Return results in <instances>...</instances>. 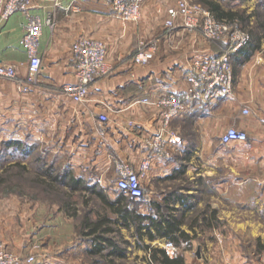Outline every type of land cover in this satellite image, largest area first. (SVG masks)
<instances>
[{"label":"crops","instance_id":"obj_1","mask_svg":"<svg viewBox=\"0 0 264 264\" xmlns=\"http://www.w3.org/2000/svg\"><path fill=\"white\" fill-rule=\"evenodd\" d=\"M176 1L143 0L139 20L124 22L113 15L112 0H31L30 13L43 21L38 48L42 66L27 91H21L16 81L0 77V147L7 151L2 156H12L13 141L34 143L57 162L64 159L88 187L96 184L110 200L115 199L109 182L115 179L116 161L138 169L146 156L145 138L161 123L162 110L142 100L183 91L190 66L216 53L197 33L167 30L166 9ZM243 4L249 11L256 5L254 0ZM25 20L20 11L0 20V63L15 64L21 79L27 76L21 44ZM80 36L106 45L111 71L91 84L85 101L76 103L62 88L76 82L71 45ZM151 39L159 40L154 58L135 64L132 56ZM244 108L248 114H243ZM98 113L108 117L101 128ZM261 118L264 37L238 68L229 96L194 103L170 122L173 131L187 127L192 135L180 136L183 147L155 158L142 179L146 198L141 199L140 212L149 214L150 203H160L169 219L180 223L188 243L174 244L185 264H264ZM230 126L244 130L247 141L223 146L220 136ZM19 156L27 164L28 155L19 152ZM58 208L26 195L0 200L2 244L23 258L33 255L46 264H71L65 263V257L79 248L71 245L76 236L73 225H79V220ZM133 238L145 253V245L162 248L169 241Z\"/></svg>","mask_w":264,"mask_h":264},{"label":"built area","instance_id":"obj_2","mask_svg":"<svg viewBox=\"0 0 264 264\" xmlns=\"http://www.w3.org/2000/svg\"><path fill=\"white\" fill-rule=\"evenodd\" d=\"M143 0H112L113 15L124 22H137L141 15ZM31 0H0V20L7 19L15 12H23L26 20L23 25L24 35L21 39L27 56V76L21 79L17 67L12 63H0V77L16 81L21 91H27L36 83L40 73L42 59L39 55V41L43 21L39 16L30 13ZM49 25H53L48 20ZM167 30L181 28L187 32L199 34L207 42H220L222 47L214 55L194 62L185 81L187 87L181 92H168L155 100L145 98L143 103L162 110L161 123L156 131L145 138L146 156L138 169L124 161H116L113 188L136 200L145 199V188L142 179L153 160L169 156L180 150L183 139L170 127V122L183 115L194 103H213L229 96L234 86L232 55L249 39L248 32L228 20H218L207 8L189 0H177L166 9L164 22ZM156 40L145 43L132 56L135 64H146L154 58ZM71 58L75 70L76 82L63 86V92L74 102L81 103L88 98L91 84L98 78L107 76L111 67L107 62V47L97 39L80 36L71 45ZM248 114V109L242 110ZM100 128L107 122L105 113H98ZM264 123V118L260 119ZM247 133L230 126L220 136V143L229 146L236 142L247 141ZM165 253L174 258L179 254L178 247L171 241L163 244ZM33 255L21 257L5 248L0 240V264H32Z\"/></svg>","mask_w":264,"mask_h":264},{"label":"trees","instance_id":"obj_3","mask_svg":"<svg viewBox=\"0 0 264 264\" xmlns=\"http://www.w3.org/2000/svg\"><path fill=\"white\" fill-rule=\"evenodd\" d=\"M218 20H231L237 18L242 24L249 27L247 42L232 55V66L234 79L238 68L247 61L254 51L260 46L264 37V18L259 12L245 13L226 11L218 0H202ZM263 5V2L259 6ZM253 19L252 23L251 20ZM252 24V25H251ZM12 143L10 144V146ZM13 149L28 155L29 157L36 151L35 147L28 148V144H21L19 141H13ZM12 157V156H10ZM57 158L52 157L47 163L44 156H36L34 161L35 174L28 176V166L19 160L10 163L5 171L0 174V182H10L12 179L18 180V193L27 196L28 188L34 187L45 195H56L59 207L68 213L70 217H78L80 235L87 237L91 244L90 252L103 258L117 257L122 259L127 252L129 241L124 239L121 229H134V236L138 240L147 237L152 240L155 237L166 238L167 240L178 244L180 241L188 243V235L180 229V223L171 221L167 210L160 203L151 202L152 212L143 214L137 208L142 203L141 199H134L125 195L123 192L115 190V199L110 200L108 195L96 184L87 186V181L80 176H76L69 164L59 166L56 164ZM1 175H3L1 177ZM85 191V192H84ZM86 191L90 197L95 196L99 202L108 210L105 212H95V216L89 215L94 210L86 211L81 215L78 213L80 199L88 204L86 200ZM81 196H77L80 195ZM80 199H77V198ZM79 200V201H78ZM82 202V203H83ZM114 216H110L108 212ZM144 249L148 253L150 264H185L183 255L180 253L176 257H169L163 248L151 245H145Z\"/></svg>","mask_w":264,"mask_h":264},{"label":"rangeland","instance_id":"obj_4","mask_svg":"<svg viewBox=\"0 0 264 264\" xmlns=\"http://www.w3.org/2000/svg\"><path fill=\"white\" fill-rule=\"evenodd\" d=\"M190 2L194 4L201 5L205 7L202 3V0H189ZM221 4V6L226 10V11H233V12H243L245 13H251V12H259L261 16L264 18V0H254V3L256 5L252 7V11H249L248 7L243 4L244 0H239V3L236 4L235 0H218ZM263 2V5L259 6V4ZM242 4L244 6H242ZM207 8V7H205ZM208 9V8H207ZM233 23H236L239 28L242 30L248 32L249 27L245 24H242L237 18H232L229 20ZM253 24V23H252ZM251 24V25H252ZM198 35V34H197ZM156 38V37H154ZM156 40V43L159 42L157 39H151ZM150 41V40H149ZM212 49H214V52H217L221 49L222 43L220 42H209V44ZM179 136L185 137V136H190L192 135L191 130L189 128H185L184 131L177 132V129L175 128L174 130ZM35 147L37 151H34L33 154L30 155V157L27 158V166H28V176H33L35 174V166H34V161L33 159L38 156H44L47 160V163H49L52 159V156L49 155V152H44V149L39 147L37 148V145L31 142H28V148ZM7 153L6 149H4L3 145L0 147V174H2L5 171V168L9 166V162L13 159L20 158L19 152H16L14 149L11 151L12 157L8 158V156H2ZM22 158V156H21ZM56 164L58 163L59 166L66 164L67 162L64 159H59L55 161ZM3 175H1L2 177ZM110 187H113V181L110 180L109 182ZM18 180L17 179H12L10 182H0V200H4L9 197H15L18 198L19 196H24L20 195L17 191L18 189ZM115 192V190H113ZM27 197L32 200H39V201H44L45 203L52 204V205H57L58 200L56 195H45L41 191L36 190L34 187L28 188L27 191ZM115 195V194H114ZM77 196H81L77 195ZM116 196V195H115ZM77 199H80L79 197ZM86 200H88V204L86 206H83V200L80 199L79 203V209L78 213L81 215L86 211V213L89 212V210H94L93 212L90 213L89 217L93 218L95 216V212H105L108 211L97 199V197H93L89 195L88 192H86ZM79 201V200H78ZM83 202V203H82ZM60 206V205H59ZM142 205H138L137 208L140 210ZM55 209V207H53ZM58 211L63 212L66 216H69L68 213L64 212L60 207L58 208ZM110 216H114L110 211L108 212ZM89 214V213H88ZM70 217V216H69ZM73 218V217H72ZM73 220L77 221L78 217H74ZM38 226H36L37 228ZM74 227V234L76 233V236L73 238V241L71 242V245L76 244L78 249H75L74 251H71L70 255L65 257V263L70 262L71 264H112L110 258H103L99 255L92 254L90 252L91 249V244L89 242V239L87 237H84L80 235L78 232V227L79 225H73ZM121 234L124 239L129 241V245L127 246V252L124 258L119 259L117 257L112 258L114 261V264H150L148 260V254L143 251L142 247L140 244H138L135 240H133L134 235L131 230H127L125 228L121 229ZM55 253L57 254L58 251L54 250ZM147 254V256H146ZM50 260V258H49ZM48 261L45 260H39L35 261L32 264H46Z\"/></svg>","mask_w":264,"mask_h":264}]
</instances>
